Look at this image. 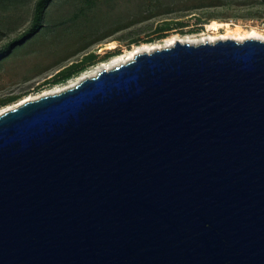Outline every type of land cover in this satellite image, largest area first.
Listing matches in <instances>:
<instances>
[{"label": "water", "instance_id": "1", "mask_svg": "<svg viewBox=\"0 0 264 264\" xmlns=\"http://www.w3.org/2000/svg\"><path fill=\"white\" fill-rule=\"evenodd\" d=\"M0 264H264V40H177L2 111Z\"/></svg>", "mask_w": 264, "mask_h": 264}, {"label": "rangeland", "instance_id": "2", "mask_svg": "<svg viewBox=\"0 0 264 264\" xmlns=\"http://www.w3.org/2000/svg\"><path fill=\"white\" fill-rule=\"evenodd\" d=\"M203 1L210 0H92L87 8V0H53L39 36L0 61V112L68 85L135 44H164L173 33L207 32L214 19L262 29V3L203 7ZM33 2L16 11L0 10V47L27 27ZM75 13L78 17L70 20Z\"/></svg>", "mask_w": 264, "mask_h": 264}, {"label": "bare ground", "instance_id": "3", "mask_svg": "<svg viewBox=\"0 0 264 264\" xmlns=\"http://www.w3.org/2000/svg\"><path fill=\"white\" fill-rule=\"evenodd\" d=\"M220 28H224L223 31ZM225 38H233L236 40H244L247 38H257L264 40V30L257 28L256 26H250L245 28L239 24L231 25L228 22H219L217 20H212L207 24V32L203 31L200 34H178L173 33L166 38H164V44H160L159 42H142L140 44H135L131 49H126L122 53L115 54L111 56L109 59L103 60L99 66L95 67L93 70H89L81 75L77 76L75 79L70 81L68 85L57 88L53 91H50L46 94H51L55 92H59L67 87L75 85L80 80L96 75L102 69H110L120 63L126 62L134 57L136 53L147 51L150 52L157 48H162L166 46H170L175 43V41L179 40L182 42L189 43H199L205 41H216L217 39H225ZM110 48H114L115 44L110 43ZM30 98H25L27 100ZM22 100V101H24ZM21 101V102H22ZM1 113V112H0Z\"/></svg>", "mask_w": 264, "mask_h": 264}, {"label": "trees", "instance_id": "4", "mask_svg": "<svg viewBox=\"0 0 264 264\" xmlns=\"http://www.w3.org/2000/svg\"><path fill=\"white\" fill-rule=\"evenodd\" d=\"M52 2L53 0H34L33 5L31 7L29 24L24 30L15 34L3 46L0 47V61L6 58L7 56L11 55L14 51L25 46L27 42H29V40L33 38L35 39L39 36V33L41 32L40 31L41 28H44L46 26L45 17L47 14L48 7ZM87 2L89 5V6L87 5V8H90L91 7L90 4L92 3V0H87ZM257 3L264 4V0H210L209 2L203 1L200 3V5L205 7V6H218V5L229 6L231 4H235L237 6L252 7ZM28 4H29V0H0V10L2 12L16 11ZM77 17L78 15L77 13H75V15H73L70 20L73 21ZM210 18L211 15L205 18L206 21L204 22H208ZM67 20H69V18ZM57 25L59 24H55L54 26ZM5 33L7 34V32Z\"/></svg>", "mask_w": 264, "mask_h": 264}, {"label": "built area", "instance_id": "5", "mask_svg": "<svg viewBox=\"0 0 264 264\" xmlns=\"http://www.w3.org/2000/svg\"><path fill=\"white\" fill-rule=\"evenodd\" d=\"M261 28L264 30V21L261 23Z\"/></svg>", "mask_w": 264, "mask_h": 264}]
</instances>
